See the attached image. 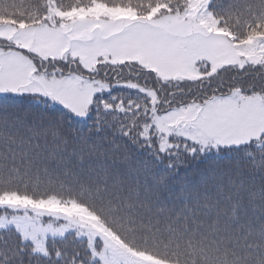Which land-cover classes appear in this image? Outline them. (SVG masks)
Returning a JSON list of instances; mask_svg holds the SVG:
<instances>
[{"label": "snow or ice", "instance_id": "6c2138e0", "mask_svg": "<svg viewBox=\"0 0 264 264\" xmlns=\"http://www.w3.org/2000/svg\"><path fill=\"white\" fill-rule=\"evenodd\" d=\"M0 264H264V0H0Z\"/></svg>", "mask_w": 264, "mask_h": 264}]
</instances>
